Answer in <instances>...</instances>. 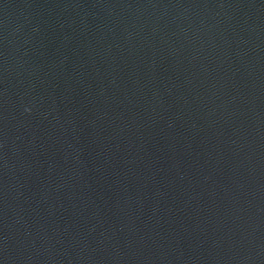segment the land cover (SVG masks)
I'll list each match as a JSON object with an SVG mask.
<instances>
[{"label": "water", "instance_id": "water-1", "mask_svg": "<svg viewBox=\"0 0 264 264\" xmlns=\"http://www.w3.org/2000/svg\"><path fill=\"white\" fill-rule=\"evenodd\" d=\"M0 264H264V0H0Z\"/></svg>", "mask_w": 264, "mask_h": 264}]
</instances>
